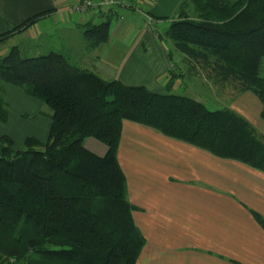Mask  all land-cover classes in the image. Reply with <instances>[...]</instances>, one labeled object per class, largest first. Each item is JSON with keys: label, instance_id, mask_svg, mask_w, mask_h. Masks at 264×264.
<instances>
[{"label": "trees", "instance_id": "trees-1", "mask_svg": "<svg viewBox=\"0 0 264 264\" xmlns=\"http://www.w3.org/2000/svg\"><path fill=\"white\" fill-rule=\"evenodd\" d=\"M179 7L164 38L185 71L199 65L214 83L254 93L264 120V0H187ZM84 26L89 46L108 41L109 20ZM167 78L171 91L180 69L170 68ZM3 83L42 102L51 124L46 141L26 137L21 150L0 136V264L136 263L145 240L117 159L123 121L264 171V136L227 107L210 110L185 95L107 81L58 52L24 57L15 46L0 56V123L10 115ZM87 138L106 153L89 151ZM252 214L264 230V218Z\"/></svg>", "mask_w": 264, "mask_h": 264}, {"label": "crops", "instance_id": "crops-1", "mask_svg": "<svg viewBox=\"0 0 264 264\" xmlns=\"http://www.w3.org/2000/svg\"><path fill=\"white\" fill-rule=\"evenodd\" d=\"M128 1L131 7L114 15L108 7L74 12L75 0H0V36L44 14L1 41L0 56L15 46L28 57L58 52L104 80L159 94H166L167 73L177 66L182 77L200 79L212 92L222 87L216 94L231 100L227 108L264 136L262 104L254 93L237 94L228 85L214 83L199 65L185 72L186 66L175 63L180 57L174 49L159 42L157 28L173 20L167 16L178 0ZM106 20L108 41L89 46L84 25ZM2 88L5 101L14 106L7 123L15 119L27 127L22 142L29 136L46 141L51 120L41 116H48L44 104L11 84ZM0 135L9 136L17 149L13 135ZM84 145L98 156L106 153V146L93 138ZM117 159L128 200L137 208L133 221L145 240L135 264H264V230L252 214L264 218V171L131 121H123Z\"/></svg>", "mask_w": 264, "mask_h": 264}, {"label": "rangeland", "instance_id": "rangeland-1", "mask_svg": "<svg viewBox=\"0 0 264 264\" xmlns=\"http://www.w3.org/2000/svg\"><path fill=\"white\" fill-rule=\"evenodd\" d=\"M184 1L186 2L187 0H178L177 8L175 10H173L167 16L168 19H176V17L178 16V13L180 11V7L179 6ZM164 25H161V26H159L157 28V30L161 33V38L159 39V42H162L165 47H169L170 48L171 43L170 42L168 43L165 40V38H164V33L167 30V28L169 26V23H166L165 26ZM22 55L24 57H28V55H26L25 53L22 54ZM175 56L179 57L180 55H175ZM181 60L182 59L180 58L179 60H177V62L175 61V63H177L178 65L183 67V64H182ZM221 88L222 87H220V86L217 89L214 88V92H212L213 91V87H210V85H207L202 80L197 79V78L189 80L187 77H182V79L178 80L175 83V87L171 91H168L165 88V90H164L165 92L164 93H166V94L174 93V94H179V95H185V96H187L189 98H192L194 100L202 102L210 110H217V109H222L224 107H227L226 105L231 101L228 98L223 97V95H221L220 93L218 95L216 94L219 90H221ZM17 89L22 91L20 88H17ZM3 93L5 94V91H3ZM9 107H10V111L12 113H14L13 104H9ZM41 116H43V118L45 120L47 118H49V120H50L49 116H45L43 114ZM18 125H19V129H17ZM26 130H27V127L23 126L21 123L17 124V121L15 119H13L12 122L9 123V124L8 123H0V132L1 133H9V134L13 135V137H14V139L16 141L15 142V144H16L15 147L17 149H23L24 148V145H23L24 143L22 142L23 141L22 138L24 137L23 135H26Z\"/></svg>", "mask_w": 264, "mask_h": 264}, {"label": "built area", "instance_id": "built-area-1", "mask_svg": "<svg viewBox=\"0 0 264 264\" xmlns=\"http://www.w3.org/2000/svg\"><path fill=\"white\" fill-rule=\"evenodd\" d=\"M103 7L110 8L111 13L116 15L120 8L131 7V2L128 0H75L72 10L77 13H86Z\"/></svg>", "mask_w": 264, "mask_h": 264}]
</instances>
